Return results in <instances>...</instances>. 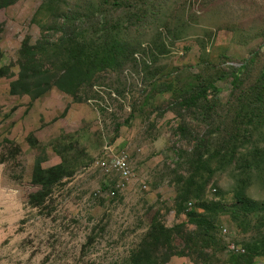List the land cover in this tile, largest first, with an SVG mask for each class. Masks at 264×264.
I'll return each instance as SVG.
<instances>
[{
  "label": "rangeland",
  "instance_id": "obj_1",
  "mask_svg": "<svg viewBox=\"0 0 264 264\" xmlns=\"http://www.w3.org/2000/svg\"><path fill=\"white\" fill-rule=\"evenodd\" d=\"M136 253L264 264V0H0V264Z\"/></svg>",
  "mask_w": 264,
  "mask_h": 264
},
{
  "label": "built area",
  "instance_id": "obj_2",
  "mask_svg": "<svg viewBox=\"0 0 264 264\" xmlns=\"http://www.w3.org/2000/svg\"><path fill=\"white\" fill-rule=\"evenodd\" d=\"M97 165L107 176L117 175L124 183H129L132 178V171L129 166V157L126 153H120L97 162ZM124 187L125 185H121ZM191 206V204H189ZM231 249H234L233 246Z\"/></svg>",
  "mask_w": 264,
  "mask_h": 264
},
{
  "label": "trees",
  "instance_id": "obj_3",
  "mask_svg": "<svg viewBox=\"0 0 264 264\" xmlns=\"http://www.w3.org/2000/svg\"><path fill=\"white\" fill-rule=\"evenodd\" d=\"M237 81V79H235L233 82L235 83ZM82 84V82H78L76 87L80 86ZM209 89H212V87H210ZM206 93L207 91L204 89H197L194 93V95L190 96L188 99H183L181 104L189 107V106H193L195 105L200 99H206L207 96H206ZM260 96V95H259ZM258 96V97H259ZM160 228L164 231H167L168 233L171 232V229H167V228H164L163 226H160ZM147 256V255H146ZM144 255L142 253H136L132 256V262L131 264H143V259ZM148 258V256H147Z\"/></svg>",
  "mask_w": 264,
  "mask_h": 264
}]
</instances>
